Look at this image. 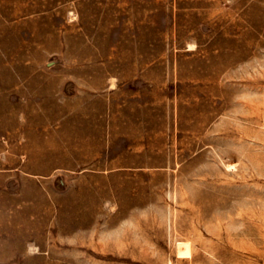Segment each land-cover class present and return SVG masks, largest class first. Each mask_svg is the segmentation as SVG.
Masks as SVG:
<instances>
[{"label": "rangeland", "instance_id": "374dc122", "mask_svg": "<svg viewBox=\"0 0 264 264\" xmlns=\"http://www.w3.org/2000/svg\"><path fill=\"white\" fill-rule=\"evenodd\" d=\"M46 7L55 32L162 59L139 79L172 121L39 176L1 122L0 264H264V0H22L23 15ZM115 15L150 24L106 30Z\"/></svg>", "mask_w": 264, "mask_h": 264}, {"label": "crops", "instance_id": "0c3cea01", "mask_svg": "<svg viewBox=\"0 0 264 264\" xmlns=\"http://www.w3.org/2000/svg\"><path fill=\"white\" fill-rule=\"evenodd\" d=\"M53 16L48 7L23 15L22 0H0V123L13 127L6 130L10 136L25 137L14 149L25 158L21 171L35 176L83 166L87 153L99 156L106 140L143 134V121H172L164 91L140 84L151 77L144 63L162 59L134 39L119 45L110 32L103 49L86 41L83 30L72 33L69 21L55 32ZM116 19L104 28L150 24L143 15L136 22Z\"/></svg>", "mask_w": 264, "mask_h": 264}, {"label": "bare ground", "instance_id": "6f19581e", "mask_svg": "<svg viewBox=\"0 0 264 264\" xmlns=\"http://www.w3.org/2000/svg\"><path fill=\"white\" fill-rule=\"evenodd\" d=\"M195 48H196V45L193 42H189V43H187L185 50L191 51V50H194ZM112 83H114V82H112ZM232 167H233V162L229 161L228 162V168L231 169Z\"/></svg>", "mask_w": 264, "mask_h": 264}]
</instances>
